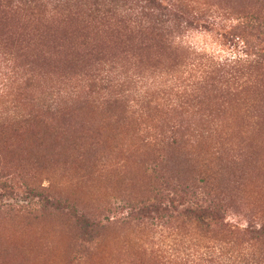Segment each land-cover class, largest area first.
<instances>
[{"label": "rangeland", "instance_id": "rangeland-1", "mask_svg": "<svg viewBox=\"0 0 264 264\" xmlns=\"http://www.w3.org/2000/svg\"><path fill=\"white\" fill-rule=\"evenodd\" d=\"M0 188V264H264V0H0Z\"/></svg>", "mask_w": 264, "mask_h": 264}, {"label": "trees", "instance_id": "trees-1", "mask_svg": "<svg viewBox=\"0 0 264 264\" xmlns=\"http://www.w3.org/2000/svg\"><path fill=\"white\" fill-rule=\"evenodd\" d=\"M5 186H3V188H4ZM1 189V188H0ZM45 190H47V189H45ZM48 201H49V199H48ZM146 210H148V207H146ZM155 211V212H154ZM207 211V209H199V210H197V214H195L196 216H195V219L197 220V219H200L201 217H203L204 215H205V212ZM153 212L154 213H156L157 211L156 210H153ZM184 213H193V212H190V211H186V212H184ZM73 218L74 219H76L77 217L76 216H74L73 215ZM83 219H84V217H83ZM83 219H81L82 220V222H84L83 221ZM85 220V219H84ZM79 221V218L77 219V222ZM85 223V222H84ZM86 223H88V222H86ZM79 224H81V222H79ZM87 225V224H86ZM86 225H82L84 228H87V226ZM264 227V226H263ZM263 227H261L262 229H263ZM262 229H260V230H262Z\"/></svg>", "mask_w": 264, "mask_h": 264}]
</instances>
